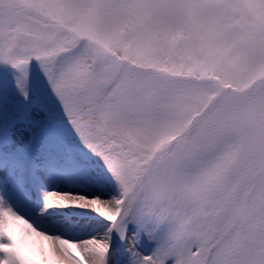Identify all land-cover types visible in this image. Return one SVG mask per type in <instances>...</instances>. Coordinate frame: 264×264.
<instances>
[{"label":"snow or ice","instance_id":"snow-or-ice-1","mask_svg":"<svg viewBox=\"0 0 264 264\" xmlns=\"http://www.w3.org/2000/svg\"><path fill=\"white\" fill-rule=\"evenodd\" d=\"M0 264H264V0H0Z\"/></svg>","mask_w":264,"mask_h":264}]
</instances>
